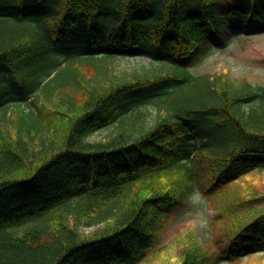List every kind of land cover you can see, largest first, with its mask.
Returning <instances> with one entry per match:
<instances>
[{
    "label": "trees",
    "instance_id": "16d2710c",
    "mask_svg": "<svg viewBox=\"0 0 264 264\" xmlns=\"http://www.w3.org/2000/svg\"><path fill=\"white\" fill-rule=\"evenodd\" d=\"M233 22L264 0H0V264L264 255V85L191 70ZM194 194L211 237L156 245Z\"/></svg>",
    "mask_w": 264,
    "mask_h": 264
},
{
    "label": "rangeland",
    "instance_id": "374dc122",
    "mask_svg": "<svg viewBox=\"0 0 264 264\" xmlns=\"http://www.w3.org/2000/svg\"><path fill=\"white\" fill-rule=\"evenodd\" d=\"M222 13L224 9L218 5L214 14ZM261 28V31L253 32L244 27H238L235 31L229 27L224 35L223 43H214L211 40L209 45L197 55L191 70L195 74L211 75L221 72L222 68H227L233 77H246L257 84L264 85V27ZM148 61V56L128 57L122 61L121 68L132 69ZM249 181L260 191H264V171L253 175ZM211 218L212 208L209 202L203 196L194 194L188 199L187 204L172 215L170 222L160 227L158 232L156 230L155 244L162 246L168 243L176 237L178 232L184 231L187 227L194 229L200 239L205 242L212 234V226L209 223ZM164 259L157 264H168L167 256ZM239 264H264V255L260 253L249 255L240 260Z\"/></svg>",
    "mask_w": 264,
    "mask_h": 264
}]
</instances>
